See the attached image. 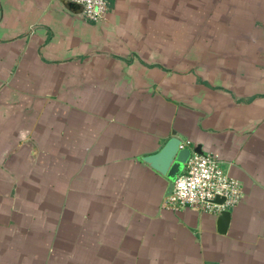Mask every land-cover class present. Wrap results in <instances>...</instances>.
<instances>
[{"label":"crops","instance_id":"0c3cea01","mask_svg":"<svg viewBox=\"0 0 264 264\" xmlns=\"http://www.w3.org/2000/svg\"><path fill=\"white\" fill-rule=\"evenodd\" d=\"M0 0V264H264V0ZM171 136L243 190L164 205Z\"/></svg>","mask_w":264,"mask_h":264},{"label":"built area","instance_id":"2783aa9c","mask_svg":"<svg viewBox=\"0 0 264 264\" xmlns=\"http://www.w3.org/2000/svg\"><path fill=\"white\" fill-rule=\"evenodd\" d=\"M67 1L77 4L83 18L91 21L101 20L109 10L108 0ZM242 196L240 182L223 170L216 155L193 152L174 179L164 205L175 210L189 208L218 215L235 206Z\"/></svg>","mask_w":264,"mask_h":264},{"label":"water","instance_id":"95a60500","mask_svg":"<svg viewBox=\"0 0 264 264\" xmlns=\"http://www.w3.org/2000/svg\"><path fill=\"white\" fill-rule=\"evenodd\" d=\"M72 8H78L77 4L68 2ZM202 153L201 147L191 148L184 145L176 136H171L164 146L156 153L144 156L142 160L150 165L154 170L168 179L167 193L171 194L173 181L184 169L190 155ZM221 201V199H218ZM230 220V211L225 210L218 215L219 232H225Z\"/></svg>","mask_w":264,"mask_h":264}]
</instances>
